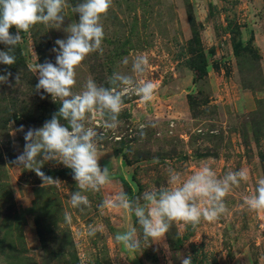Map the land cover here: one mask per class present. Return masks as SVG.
<instances>
[{"label":"rangeland","instance_id":"1","mask_svg":"<svg viewBox=\"0 0 264 264\" xmlns=\"http://www.w3.org/2000/svg\"><path fill=\"white\" fill-rule=\"evenodd\" d=\"M68 2L64 28L78 20L71 8L80 0ZM101 22L103 52L90 54L77 68L73 91H82L89 78L109 87L113 73L133 75L131 62L143 54L148 65L137 79L155 85L154 98L148 103L137 96L125 99L118 129L108 130L99 147L100 164L109 168L111 183L98 192H82L90 201L82 211L70 203L71 194L81 191L73 175L51 173L66 168L63 164L44 163L41 171L62 184L41 187L34 171L11 163L25 143L15 130L21 124L25 130L41 127L51 119L48 112L35 122L18 113L20 118L0 127V264H181L176 253L186 257L193 245L206 253L199 256L204 264H213L214 257L219 264H264V211L252 210L244 201L264 177V0H113ZM194 27L208 58L207 75L197 82L187 65ZM21 35L29 77L19 76L11 87L0 84L6 96L11 89L19 98L23 82H38L34 65L45 60L54 64V41L67 34L37 24ZM239 41L245 48L238 56ZM5 50L0 43V51ZM42 92H36L38 99L60 107L48 94L41 99ZM203 162L218 176L248 170L249 179L225 198L226 214L201 220L195 228L174 222L163 241L143 242L137 252L115 240L130 223L141 229L125 210L102 208L105 200L128 193L126 182L133 191L129 197H140L167 186L169 169L189 174ZM66 213L71 223L65 221ZM90 225L103 230L90 237ZM170 238L174 243L180 239L183 247L174 249Z\"/></svg>","mask_w":264,"mask_h":264},{"label":"clouds","instance_id":"2","mask_svg":"<svg viewBox=\"0 0 264 264\" xmlns=\"http://www.w3.org/2000/svg\"><path fill=\"white\" fill-rule=\"evenodd\" d=\"M112 3L113 0H80L71 8L78 20L64 28L65 9L70 6L68 0H0V43L7 48L0 51V64L12 66L16 63L14 49L22 43L21 33H28L37 24L62 29L67 34L65 39L54 41L51 51L55 53V63L45 60L37 62L33 68L38 75L36 92L43 90L53 102L59 100L60 107L41 127L25 130L21 124L15 130L23 134L25 143L23 151L11 163L34 171L42 181L41 187L45 184L60 187L62 184L59 178L41 171L44 163L63 164L72 171V178L81 189L70 196L71 206L81 211L90 206L88 197L82 192H98L111 183L109 168L100 164L99 147L108 130L115 132L118 129L125 99L137 96L148 103L156 91L150 80L137 79L148 65V58L143 54L131 62L133 75L113 73L109 87L89 78L82 91H73L77 68L90 54L103 52L105 33L101 21ZM13 27L16 29L14 34L10 32ZM124 63L127 64L128 60L125 59ZM10 78L17 83L19 73L13 77L12 72L5 70V74L0 75V84L11 87ZM248 179L247 169L230 170L218 176L212 165L203 162L189 174L169 169L165 187L146 190L136 198L120 191L105 200L101 207L119 208L135 216L141 231L130 223L126 230L116 233L115 240L126 249L137 252L143 242L163 241L174 222L195 228L201 220L219 219L228 211L227 195ZM244 201L250 209L264 211V177L257 180L255 192L245 196ZM71 219L66 213L65 221L71 223ZM102 230V225H90L86 234L91 237ZM176 256L181 264H192L191 254L184 257L176 253Z\"/></svg>","mask_w":264,"mask_h":264},{"label":"trees","instance_id":"3","mask_svg":"<svg viewBox=\"0 0 264 264\" xmlns=\"http://www.w3.org/2000/svg\"><path fill=\"white\" fill-rule=\"evenodd\" d=\"M10 32L14 34L15 28L13 27L12 29H10ZM189 43H190V52H189V57L187 59L188 60L187 65L195 73V81L197 82L199 78H202L205 75H207L208 58L202 47L200 32L196 27H194L193 38L189 41ZM4 47L6 48L5 45ZM243 48L245 47L242 45L241 41H239L235 45V50L238 56L240 55L239 50ZM14 55L16 56V63L12 66L3 64V71H0V72L5 74V70H7L13 73V77L17 73H19V76L21 77L22 80H23V77L28 79L29 72L26 71V63H25V59H24L20 44L15 47ZM12 79L13 78H11V81L14 84H16L15 80H12ZM29 82H26V83L23 82V84L25 85L24 86L25 88L19 91V95L20 96L23 95V97L21 98H19L18 96L17 97L14 96V93L17 92V91L15 92V90L11 91L10 89L9 95L6 96L7 91H3L2 89H0L1 90L0 92L3 91L2 92L3 94L1 96V101L3 102L4 100H10L9 103L5 105L2 102H0V108L7 109V112L4 114H2L3 111H0L1 113L0 122L2 119H4L1 122L0 127H6L8 120H10L11 118L18 119L19 117L18 113L21 114L22 118L24 117V120L28 122H35L38 116L43 118L45 111L48 112L50 117L52 116L53 113L58 111V108H59L58 105L53 104V103L52 104L48 103L45 99L41 98L42 96L45 98L46 93L42 92V95L38 94L42 100L38 99V96L33 88V86L37 84V80H34L35 83L33 86L31 85V82L30 83ZM44 101H46L48 105L44 103ZM10 112L11 114L8 115ZM51 173L62 174V175H66V174L73 175L72 171L68 168H64L61 170L56 169L54 171H51ZM125 184L128 186V195H131L133 193L131 187L129 186L127 182ZM40 229H42V227H40ZM170 240H171V243L174 249H180L183 247V242L180 239L178 240V243H174V241L171 238ZM200 254H202L203 256L204 255L206 256L205 252L198 253L197 245H193L192 254H191L192 264H204V257L200 258L199 257ZM213 262H214L213 264H219L218 259L215 257L213 259Z\"/></svg>","mask_w":264,"mask_h":264}]
</instances>
